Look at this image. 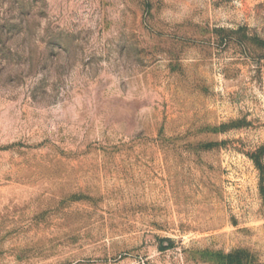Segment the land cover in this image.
<instances>
[{"label": "rangeland", "instance_id": "rangeland-1", "mask_svg": "<svg viewBox=\"0 0 264 264\" xmlns=\"http://www.w3.org/2000/svg\"><path fill=\"white\" fill-rule=\"evenodd\" d=\"M0 264H264V0H0Z\"/></svg>", "mask_w": 264, "mask_h": 264}]
</instances>
